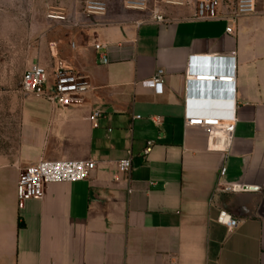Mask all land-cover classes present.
<instances>
[{
	"label": "crops",
	"instance_id": "1",
	"mask_svg": "<svg viewBox=\"0 0 264 264\" xmlns=\"http://www.w3.org/2000/svg\"><path fill=\"white\" fill-rule=\"evenodd\" d=\"M59 1L67 35L77 33L75 47L64 38L67 62L92 87L68 107L21 88L15 127H0V264H264V10L237 16L236 2L221 0L217 18L198 19L179 5ZM101 1L104 14L86 17ZM158 70L162 93L141 84ZM41 158L96 167L22 200L20 173ZM222 210L237 228L217 221Z\"/></svg>",
	"mask_w": 264,
	"mask_h": 264
},
{
	"label": "built area",
	"instance_id": "2",
	"mask_svg": "<svg viewBox=\"0 0 264 264\" xmlns=\"http://www.w3.org/2000/svg\"><path fill=\"white\" fill-rule=\"evenodd\" d=\"M129 8H142L143 0H127ZM219 0H197L196 18L198 19H215L218 17ZM106 4L104 2H90L85 6V16L91 17L95 14H104ZM261 8L264 10V0H237L235 12L237 16L256 13ZM64 18V16H60ZM158 21H163L161 15H156ZM226 31L232 33V26H228ZM72 47H75L72 44ZM96 49H101V44L95 45ZM53 54V52H52ZM53 56L58 59V54ZM102 62L107 63L108 58L102 56ZM163 70H158L153 77L141 82L143 86L155 89L157 93L163 92ZM197 80L211 82L233 81L232 77L226 75H198ZM88 78L78 74L73 67L66 61L57 60L55 69L50 74L47 69L40 65H32L28 68L22 77L21 88L27 95H36L50 100L52 103L68 107L74 103L81 102L85 94L91 89ZM100 117V112L92 114L91 119L96 124ZM189 125H202L207 127L218 126L217 120H209L199 117H188L186 119ZM152 142H149L145 153L151 151ZM120 172L127 173L131 169V159H121L116 163ZM96 167V162L92 160H61V159H39L30 166L22 169L17 186L18 196L22 200L41 199L44 195L47 185L61 182H79L88 179ZM226 168H222L221 175H224ZM218 188L226 192L235 191V186L227 185ZM217 221L225 225L229 231L237 228L239 221L234 218L228 211H220Z\"/></svg>",
	"mask_w": 264,
	"mask_h": 264
},
{
	"label": "rangeland",
	"instance_id": "3",
	"mask_svg": "<svg viewBox=\"0 0 264 264\" xmlns=\"http://www.w3.org/2000/svg\"><path fill=\"white\" fill-rule=\"evenodd\" d=\"M125 0V6L128 4ZM197 0H143L144 9H159L162 4L196 8ZM221 3V0H219ZM232 5L237 0H223ZM60 1L50 5L40 1L0 0V127L12 131L18 119L13 103L21 93L24 71L32 65H40L51 72L57 60H68L64 50V38L74 44L77 33L68 36V22L60 18ZM79 36V35H78ZM58 46V59L50 54V43ZM69 64V62H67ZM70 65V64H69ZM15 100V101H14Z\"/></svg>",
	"mask_w": 264,
	"mask_h": 264
},
{
	"label": "water",
	"instance_id": "4",
	"mask_svg": "<svg viewBox=\"0 0 264 264\" xmlns=\"http://www.w3.org/2000/svg\"><path fill=\"white\" fill-rule=\"evenodd\" d=\"M206 81V80H205ZM208 82H211V81H208ZM242 190V189H241ZM260 214V213H259Z\"/></svg>",
	"mask_w": 264,
	"mask_h": 264
}]
</instances>
